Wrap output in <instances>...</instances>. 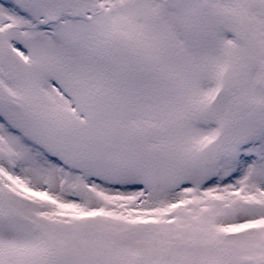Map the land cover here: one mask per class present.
Listing matches in <instances>:
<instances>
[{"label": "snow or ice", "instance_id": "6c2138e0", "mask_svg": "<svg viewBox=\"0 0 264 264\" xmlns=\"http://www.w3.org/2000/svg\"><path fill=\"white\" fill-rule=\"evenodd\" d=\"M0 264H264V0H0Z\"/></svg>", "mask_w": 264, "mask_h": 264}]
</instances>
